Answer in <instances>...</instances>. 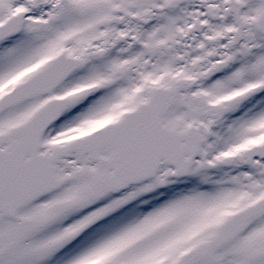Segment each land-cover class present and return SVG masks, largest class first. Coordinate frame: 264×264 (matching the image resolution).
Masks as SVG:
<instances>
[{
	"label": "snow or ice",
	"instance_id": "snow-or-ice-1",
	"mask_svg": "<svg viewBox=\"0 0 264 264\" xmlns=\"http://www.w3.org/2000/svg\"><path fill=\"white\" fill-rule=\"evenodd\" d=\"M0 264H264V0H0Z\"/></svg>",
	"mask_w": 264,
	"mask_h": 264
}]
</instances>
